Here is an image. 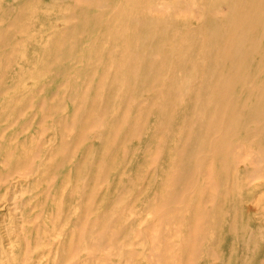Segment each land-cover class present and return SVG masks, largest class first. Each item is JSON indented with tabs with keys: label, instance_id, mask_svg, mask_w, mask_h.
<instances>
[{
	"label": "rangeland",
	"instance_id": "1",
	"mask_svg": "<svg viewBox=\"0 0 264 264\" xmlns=\"http://www.w3.org/2000/svg\"><path fill=\"white\" fill-rule=\"evenodd\" d=\"M147 1L0 0V264H264V170L193 174L227 30L148 29ZM240 83L228 143L258 151Z\"/></svg>",
	"mask_w": 264,
	"mask_h": 264
},
{
	"label": "bare ground",
	"instance_id": "2",
	"mask_svg": "<svg viewBox=\"0 0 264 264\" xmlns=\"http://www.w3.org/2000/svg\"><path fill=\"white\" fill-rule=\"evenodd\" d=\"M222 2L224 5H221ZM146 6H148L147 8L151 12L150 17H147V20L144 21L148 29H160L163 27V23H166L167 26L170 22V24L172 23L177 27L184 28L185 30L187 29L186 35L188 38L192 33L202 32L200 33L201 39L206 41L208 36L203 34L204 31L201 24L196 28V26H192L189 23H192V19L203 22L204 20H211L213 18L214 23L212 24V30L225 28L228 33H226L225 40L221 45L218 41H215L216 43L214 44V52L212 54L213 60L217 62L220 61L224 64L221 66L219 63H216L217 65L213 68V73L219 75L218 79L213 83L214 87L211 91H213L216 97L220 96V98L217 99L220 104H217L215 110L210 115L206 113L203 116L207 117L204 119L210 120L211 122L213 121L214 125L212 126L209 123V126H206L207 122H204L203 126H201L202 130L199 131V136H197L198 138L191 152V157H194L195 163L197 167L198 165L200 166V169H194L195 172H193V174L200 175L202 171L201 165L203 163L206 164L210 156L213 162L212 169L216 167L215 164L217 161H223V166L220 165L221 172L219 175H223L228 169L231 170V161L234 162L236 170L242 171L251 168L253 169V174L262 173L264 170L263 145L258 144V151H255L253 149H245L246 147L243 145L238 146L228 143L229 131L227 127L229 129L236 128L238 121L240 125L242 120L241 113L236 110V103L232 102L228 97L232 79L244 85L243 88L246 97L243 108L245 113L250 111L252 117L264 116V0H212L204 4H201L199 0H148ZM117 11L119 12L120 10ZM227 11H231L232 18L227 19L223 17ZM170 15H173L174 18L169 17ZM223 32L224 31H222V33ZM149 58H151V54L148 55L147 59ZM120 60L123 59L121 58ZM152 60L153 58L150 59V64ZM153 64H155V61ZM134 67L135 66H133V69ZM256 92L258 96L252 99V95H255ZM248 97L252 101L251 104H248ZM255 99L257 100L255 101ZM252 117L250 116L249 118L255 120ZM246 118L248 119L247 116ZM256 122V134L264 133V123L258 120ZM199 151H202L201 155H198ZM43 166H45V164ZM179 171L180 170L177 168L175 173ZM245 176H248L246 171ZM259 176H262V174H259L258 178ZM250 178L248 180L252 183L257 179L253 176H250ZM204 181L205 189L214 194L218 187L213 179L211 170H207L206 174L204 173ZM211 201L212 200H210V202ZM83 232L84 230L81 229V235H83ZM70 249L71 248H68L62 253L61 256L63 260L68 257L70 258L69 260H73L77 253L80 252V248H75L73 249L74 251ZM56 251L58 253V248ZM197 252L195 243L192 242L188 264L194 263ZM154 259L155 258L152 256V260ZM152 263H154V261Z\"/></svg>",
	"mask_w": 264,
	"mask_h": 264
}]
</instances>
